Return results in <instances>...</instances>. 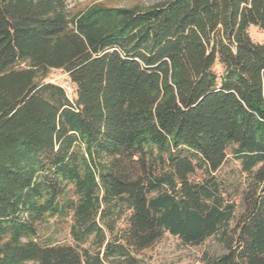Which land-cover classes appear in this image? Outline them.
Returning a JSON list of instances; mask_svg holds the SVG:
<instances>
[{"label":"trees","instance_id":"trees-1","mask_svg":"<svg viewBox=\"0 0 264 264\" xmlns=\"http://www.w3.org/2000/svg\"><path fill=\"white\" fill-rule=\"evenodd\" d=\"M249 26L264 31V0L71 18L66 0H0V264H152L140 253L164 233L217 238L198 264H264V43ZM228 154L240 202L217 175ZM69 211L74 244L39 242Z\"/></svg>","mask_w":264,"mask_h":264},{"label":"rangeland","instance_id":"rangeland-1","mask_svg":"<svg viewBox=\"0 0 264 264\" xmlns=\"http://www.w3.org/2000/svg\"><path fill=\"white\" fill-rule=\"evenodd\" d=\"M166 0H66L70 18L75 14L85 11L94 6L119 7V8H146ZM248 34L250 38L259 43H264V31L249 26ZM24 62H20L15 67H23ZM213 70L220 74L222 67L215 63ZM45 81L62 83L68 80L61 70L51 69L45 76ZM73 97V94H70ZM230 152V151H229ZM217 175L223 180L227 189L234 195L237 202H240V193L245 188V175L240 172L239 162L228 154L224 164L217 171ZM74 225L73 211L64 215H57L47 218L37 225L38 241L43 244H74L71 228ZM87 241L84 246H88ZM223 251L221 243L215 237H210L197 246L185 245L177 237L164 233L156 243L143 250L140 255L152 264H198L203 255H218Z\"/></svg>","mask_w":264,"mask_h":264},{"label":"built area","instance_id":"built-area-1","mask_svg":"<svg viewBox=\"0 0 264 264\" xmlns=\"http://www.w3.org/2000/svg\"><path fill=\"white\" fill-rule=\"evenodd\" d=\"M60 86L63 88L65 94L70 96V94L73 93V86L68 80L62 81Z\"/></svg>","mask_w":264,"mask_h":264}]
</instances>
